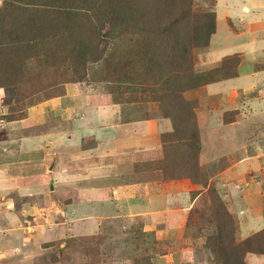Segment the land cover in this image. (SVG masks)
Here are the masks:
<instances>
[{
    "label": "rangeland",
    "instance_id": "obj_1",
    "mask_svg": "<svg viewBox=\"0 0 264 264\" xmlns=\"http://www.w3.org/2000/svg\"><path fill=\"white\" fill-rule=\"evenodd\" d=\"M148 1L87 0L81 6L89 8L88 12H82L78 18L72 16L66 22L64 19L65 25L72 22L69 29L62 25L60 30H40V38L37 37L31 43H18V48L11 47V54H0V61L4 63L10 58L19 61V57H24L25 54L36 61L33 71L19 75L17 81L9 82L13 85L2 88L4 96L0 100V264H222V255L213 253L208 244V237L217 225L233 221L237 243L264 232L262 228L246 237L240 231L244 220L235 216L236 213L230 209V195L225 198L217 181H210L212 176L225 167L223 160L208 166L201 163L202 137L200 172L194 169V160L198 155L194 146L197 144V126L201 132L198 109L200 103H203V93L199 90L209 81H216L224 76V68L233 66L237 58L227 60L228 57L222 60V57L233 51L247 49L242 43L244 40L219 43L224 39V35L220 34L218 38L212 39L211 47L210 44L194 47L192 61L173 67L169 62L163 69L158 68L159 64L162 65L164 56L156 47L155 35L143 33L115 39L107 38L105 33L109 30L110 20L102 21L103 14L111 10L114 3L119 6L127 4L126 6L132 8L135 13L143 10L149 4ZM216 1L191 0L192 17L187 23L195 24V13L198 22L208 13L216 11ZM227 1L234 3L237 0ZM240 2L241 5L248 3L247 0ZM1 4L2 0L0 6ZM250 12L252 10L240 13L249 17L253 14ZM146 13L153 18L160 16L162 22H169L177 16L170 10L164 13L162 9L159 10V16L148 11ZM235 13H239V10ZM63 16L64 14H61V17ZM161 24L160 21L157 22L158 27L166 23ZM7 26L10 24L7 23ZM261 46L249 48L246 54L251 55L254 52L256 56L264 55L260 50ZM168 57L165 53L164 59ZM259 61L258 58V67H264V58L260 64ZM186 73L191 75L185 76ZM255 80L264 86V72ZM234 83L233 80H225L220 84L225 88ZM187 84L190 87H187ZM213 86L210 88L213 89ZM63 96L68 100L71 113L76 110L77 117L73 120L69 118L63 121V115L54 109L40 111L38 106L42 102ZM101 100H109L112 105H118V115L123 121L140 117L170 118V112L174 108L183 112L177 115L176 125L173 124L175 132L165 134L167 141L166 147L163 148L168 161H162L160 165L156 163V160L162 159L161 154L150 162H143V167L141 164L136 165V169L141 172L158 171L160 168L157 167L161 166L168 170L171 187L177 189L192 184L199 188L193 190L192 194L202 191L193 207L180 214V220L173 222L171 213L155 224L147 223L144 217L118 218V213L114 211L118 204L115 198L109 196L102 200L81 196L91 185L101 186L102 183L88 178L84 171L89 167H85L91 163L108 168L107 161L112 158L106 155L95 160L96 154L84 149L94 145L96 137L77 133V129L86 130L90 127L93 131L100 127L96 123H80V120L97 112L95 109L100 108ZM184 103L187 105V112L193 109L194 117L183 111ZM248 104L250 108H247L248 112L245 110L248 114L243 115V119L234 125L217 127L215 131H211L213 125L209 121L210 118L201 117L205 142L208 143L214 133L216 138H228L230 147H227V151L232 152L231 159L242 157L243 146L250 154L264 146V98L255 101L253 105L250 102ZM35 109L39 111L32 117ZM233 109L235 108L228 109L231 111L224 114L222 121L225 117L236 118L239 110ZM97 115L94 113L92 116ZM37 116H43L42 120ZM191 119H194L191 124L194 128L189 124ZM208 125V131H205ZM217 142L221 148L222 142ZM178 144L182 145V148L178 149ZM263 153L264 150L261 154L264 157ZM221 154L222 150L219 157ZM62 157H66L65 163H62ZM178 157L180 162L177 161ZM221 158L225 159V162L228 161L225 155ZM183 162L185 163L182 165ZM70 166L77 172L79 169L84 172L82 176L88 181L62 178L61 173H67ZM159 171L163 174L162 170ZM131 172L132 165L126 169L121 168L120 171L118 167L114 172L112 170V177L130 176ZM193 172L194 178L189 177L188 174ZM236 178L241 183L244 176L237 175ZM175 180L178 181L174 182ZM233 181L230 185L235 184L236 179ZM111 185L109 188L112 193ZM217 198L222 200L230 212L231 221L222 217V206L217 204ZM74 202L91 208L87 209L85 216H99L103 221L96 220L90 225L87 224V229H83L82 220L76 219L81 207L72 209L77 206ZM210 202L215 208L213 213ZM73 210L76 212L71 213ZM93 220L95 219L84 221L88 223ZM178 222L182 224L179 228ZM259 243L262 245L263 240ZM246 263L264 264V255L249 253Z\"/></svg>",
    "mask_w": 264,
    "mask_h": 264
},
{
    "label": "crops",
    "instance_id": "obj_2",
    "mask_svg": "<svg viewBox=\"0 0 264 264\" xmlns=\"http://www.w3.org/2000/svg\"><path fill=\"white\" fill-rule=\"evenodd\" d=\"M247 2L249 4L241 5L240 0L234 3L227 0L216 1L217 26L209 46H212L213 43L211 44V42L214 37L218 38L220 34H223L224 39L220 40L219 43L235 42L236 40L241 42L239 40L241 39L244 40L242 43L247 46V49L233 51L229 55L222 57L223 60L231 56H238V74L234 77L210 82L199 90L203 93L201 94L203 103H200V108L198 109V121L202 137L201 163L208 166L216 161L223 160V166L225 167L212 176L210 181H217V185L225 198H229L228 196L230 195L231 204L229 207H231L232 212L236 213L235 216L244 220V225L240 231L246 237L264 228V157L261 155L264 146H261L259 150H255L251 154L247 153L245 146H243L244 154L242 157L231 159L230 155L232 152L227 151V147H230L228 138H216L215 133L210 137L208 134V137H210L209 142H205L201 117L210 118L209 121L213 125V130L211 129V131H215L217 127L238 123L239 120L243 119V115L248 114L245 110L250 106L249 102L253 105L255 101L264 98V86L259 85L255 80L257 76L264 72V67H258V58L260 64L264 55L256 56L254 52L251 55L246 54L249 48L254 49V46L259 45H262L260 50L264 52V0H247ZM236 10H239V13H235ZM249 10H252L250 13H253L249 17L240 13H248ZM225 80H233L235 83L230 84L229 87L222 88L223 84L220 83ZM212 86L214 87L213 89L210 88ZM3 96L4 91L0 88V100ZM67 103V98L63 96L62 98L44 101L38 107H40V111L54 109L57 113L63 115V121L69 118L73 120L76 116V110L71 113V108H68L69 104ZM99 105L100 108L95 109L97 112L82 118L80 123H85L86 125L96 123L100 127L95 128L93 131L90 127L86 128V130H83V128L81 130L77 129V133H85L86 137L88 135L96 137V143L84 149L86 152L90 150L91 153H95L97 157L95 160L106 155L112 156V158L107 161L108 164L106 166L109 169L101 164L92 165L91 163L85 167L86 169L89 167L88 170L84 171L88 178L97 182L102 181V183H100L101 186L91 185L81 196H91L102 200L109 196L115 198L118 204L114 211L118 213V218L125 216L144 217L147 223L154 222L155 224L160 219L165 218L166 214L170 216L171 213V217L174 218L173 222L180 220V214L187 212L193 207L202 191L200 190L194 197L192 191L199 188L194 187L192 184H186L184 188L175 189V187H171L168 179L165 181L162 172L159 171L160 169L152 172L146 171L147 173L136 169V165L141 164L143 167V162H150L161 156V154L164 155L162 135L173 131L172 120L168 117L152 118L143 116L149 118L140 117L139 119H125L123 121L120 120L118 115V105H112L109 100H101ZM229 108H235L233 111L239 110V113L236 115L235 121L225 123L222 118L226 112L231 111H228ZM37 111L39 109L34 110L32 117ZM94 113L98 115L92 116ZM37 117H40V120L43 118V116ZM208 128L209 125L205 128V131H208ZM217 141L222 142L221 148ZM220 150H222L221 157L225 155L228 159L227 162L219 157ZM65 160L66 157H62V163H65ZM129 165H132L130 176L112 177V170L114 172L119 167L120 171L121 168L126 169ZM76 172L75 168L70 166V168H67V173H61V177L88 181L85 176H82L84 172H80V169ZM237 175L244 176L241 183L237 180ZM235 179V184L230 185L234 183L233 180ZM114 180L117 182L113 183ZM177 181L175 180L174 182ZM110 185L113 189L112 193L110 192ZM74 207H81L76 219L82 220L81 227L83 229H87L89 227L87 224L90 225L96 220L100 219V222L103 221L102 217L99 216H85L88 210H91L87 206L84 207L79 204L73 206L72 209H76ZM74 212L76 211L73 210L71 213ZM81 217L86 219H80ZM89 219L95 220L88 221V223L84 221ZM177 225L179 228L182 224L178 222Z\"/></svg>",
    "mask_w": 264,
    "mask_h": 264
},
{
    "label": "trees",
    "instance_id": "obj_3",
    "mask_svg": "<svg viewBox=\"0 0 264 264\" xmlns=\"http://www.w3.org/2000/svg\"><path fill=\"white\" fill-rule=\"evenodd\" d=\"M85 2H87V0H2L0 6V54H11V47L14 46V48H18V43L23 44L27 41L29 43L35 41L37 37L40 38V30L50 32L55 29L60 30L62 25L63 27L65 26L66 29H69L72 22H68L65 25L64 19L66 22L67 19L70 17L72 18V16L78 18L82 12H88L89 8L81 6ZM148 3L149 4L144 7L143 10L135 11V13H133L132 8L126 6L127 4H122L120 6L115 3L112 4V9L107 10L102 17L103 22L110 20L109 30L105 33V36H107V38L115 39L116 37L120 38L124 35L136 36L143 33H145V35H155L157 41L156 47H158L159 52L164 56L162 58V65L159 64L158 67L162 69L163 67H166V63L169 62L173 67L174 65H180L187 61H192L191 55L194 47L208 46L210 44L211 37L216 32V11L210 12L206 16L204 15L205 18H201L198 22L197 13H195V24L192 25L187 23L192 17L191 0H149ZM160 9H162L164 13L170 10L176 13L177 16L169 22H162L159 19ZM147 11L153 15L156 14L159 17L153 18L149 13H146ZM61 14H64V16L61 17ZM158 21L162 24H166H161L162 26L158 27ZM7 23L10 24L9 27L7 26ZM8 29L9 31H7ZM27 37H29V39H27ZM146 45L148 46V43H146ZM21 47L22 46H20V48ZM165 53L169 55L168 58L171 59L170 61L167 60L168 58L164 59ZM233 57H236L237 60L234 61L233 66H227L229 69L226 67L224 68V76L220 79L237 76V66L239 64L238 56H231L227 60L233 59ZM0 60L2 59L0 58ZM35 65L36 61L30 56L26 57V54L24 57L21 55L19 61L11 58L8 62L6 61V63L0 61V88L13 85L9 84V82L17 81L19 75L22 76L31 72V70L33 71L36 67ZM223 65L224 63L222 66ZM187 75H191V73H186L185 76ZM168 79L169 81L171 80L170 78ZM214 81L215 79L208 83ZM187 87H190V85L187 84ZM183 102L185 101L183 100ZM182 108L184 112L190 113L194 117L193 109H191V111L188 110L189 112H187L186 103L182 105ZM182 113L181 110L175 108L172 109V112H170V118L173 124H175L177 115ZM232 121H235V118L226 119L225 117L224 119L225 123H230ZM192 122H194V119L189 120L190 125ZM196 130L195 141H197V144L194 146L198 155L194 160V169H196V172L198 170L200 172L199 159L201 150V132H199L198 126ZM172 132H175V126ZM162 141L164 147H166L167 140L165 139V134L162 135ZM179 148H182V145L178 144V149ZM162 161H168L166 153L161 160H156V163H159L160 165ZM177 161L180 162L181 159L178 157ZM191 162L193 161L191 160ZM184 163L185 162H183L182 165ZM153 167L155 168L157 166ZM157 168H160V170L163 171L164 178L170 179V176L167 175L168 170L163 169L161 166ZM194 174V172L189 173L188 176L194 178ZM198 193L199 192L193 193L194 197ZM217 204L222 206V217L231 221V214L220 198H217ZM209 206L213 213L215 209L213 203L210 202ZM234 226L233 221L223 222V224L217 225L215 231L208 237V244L211 251L218 255H222V264H247L246 257L249 253L264 255V232H259L254 236H250L242 243H237L236 228ZM260 240H263L262 245L259 243Z\"/></svg>",
    "mask_w": 264,
    "mask_h": 264
},
{
    "label": "water",
    "instance_id": "obj_4",
    "mask_svg": "<svg viewBox=\"0 0 264 264\" xmlns=\"http://www.w3.org/2000/svg\"><path fill=\"white\" fill-rule=\"evenodd\" d=\"M52 188V187H51Z\"/></svg>",
    "mask_w": 264,
    "mask_h": 264
}]
</instances>
